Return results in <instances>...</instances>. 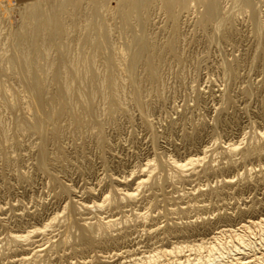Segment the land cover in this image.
I'll return each instance as SVG.
<instances>
[{
    "label": "rangeland",
    "instance_id": "1",
    "mask_svg": "<svg viewBox=\"0 0 264 264\" xmlns=\"http://www.w3.org/2000/svg\"><path fill=\"white\" fill-rule=\"evenodd\" d=\"M2 1H9L10 13L0 19V264H18L25 252L28 259L19 264H185L187 256L194 264L198 252L188 247L264 218V0L246 10L240 0H221L216 23L206 28L198 20L202 6L179 10L173 24L153 2L145 19L127 25L118 0L108 1V12L89 11L84 0L63 16L57 41L37 47L28 42L22 10L53 0ZM91 22L105 33L86 35ZM13 29L24 41L9 37ZM19 41L25 56L16 60L26 64L15 66L10 60ZM145 42L155 46V81L145 76V57L135 59ZM21 66L36 81H20ZM111 74L120 86L114 110L99 90ZM66 78L73 101L58 116L55 98ZM36 84L35 126H45L43 133L27 128ZM79 90L92 99L85 102ZM51 121L59 134L50 131ZM22 122L25 132L18 129ZM196 158L183 173L166 163ZM107 218L112 227L90 230ZM12 234L27 238L13 241ZM172 247L181 252L146 259ZM261 248L232 256L252 264L264 257ZM228 261L221 263L234 262Z\"/></svg>",
    "mask_w": 264,
    "mask_h": 264
},
{
    "label": "bare ground",
    "instance_id": "2",
    "mask_svg": "<svg viewBox=\"0 0 264 264\" xmlns=\"http://www.w3.org/2000/svg\"><path fill=\"white\" fill-rule=\"evenodd\" d=\"M84 0H53L51 3H44V4H41V3H35V4H30L26 7L23 8L22 10V13H21V21L24 22V26L27 25V29H26V33H27V39H29L30 41H28L29 43H31V41H35V46L37 47V44L38 45H41L42 46V43L40 42H44L45 40L49 41L50 44L54 41L52 40H55L56 37L59 33V35H61V31L64 28V23H63V16L68 14V15H72L73 11L78 7H81L82 3H83ZM88 4L91 5V9L89 11H97V8L99 9H105L107 12H108V7H107V4H108V1L109 0H86ZM119 3H118V13L122 16V19L123 22L125 23H128L127 25H130L133 21L135 22V20L139 21L140 19H145L146 17V14L147 12L150 10V6L153 2H157L158 3V6L161 7L163 9V12H164V15L170 20L171 23L173 24H176V21L178 19V11L179 10H186L192 5V8H193V5H197V6H202L203 8V11L201 12V15H200V19L199 20V25L202 27V28H206L207 26H209L217 17H219V10H220V5H221V0H118ZM241 1V4L243 5V8H249L250 6L253 7V0H240ZM4 1H0V19H2V17L4 18L7 13H10V11L8 12V9H7V3H9V1H7L6 3V6H2ZM90 2V3H89ZM10 6V5H9ZM93 6V7H92ZM9 8V7H8ZM90 8V6H89ZM93 8V10H92ZM11 9V8H9ZM98 9V10H99ZM250 9V8H249ZM246 10V9H245ZM51 11H54V13H50ZM102 11V10H101ZM93 12H90L91 14H93ZM100 12V10H99ZM251 13V12H250ZM95 14V13H94ZM67 15V17H69ZM88 15V13H87ZM87 15L85 16V18L87 17ZM90 15V14H89ZM88 15V16H89ZM96 15V14H95ZM98 12H97V17H98ZM221 17V16H220ZM222 17H224L222 15ZM229 18V17H228ZM5 19V18H4ZM66 19V18H65ZM88 19V18H87ZM218 19V18H217ZM234 19V18H233ZM140 20V21H141ZM221 20V19H220ZM223 20V19H222ZM221 20V21H222ZM3 21V19H2ZM132 21V22H131ZM136 21V22H137ZM65 22V21H64ZM133 22V23H134ZM219 22V21H217ZM228 22V21H227ZM124 23V24H125ZM130 23V24H129ZM215 23H216V20H215ZM221 23V22H220ZM91 24H93L92 22L91 23H88V26L89 28H87L88 31H86V35H90V33L95 30L99 33H105V29L104 27L99 24V23H95L96 25H98L96 28H94ZM214 24V23H213ZM225 27V26H224ZM264 30V29H263ZM64 31V30H63ZM261 31V30H260ZM66 33V32H65ZM64 33V34H65ZM8 35L9 37H12L13 40H20V41H24V39L22 38L21 36V33L19 30H12L11 32L9 31L8 32ZM58 35V36H59ZM24 37V36H23ZM55 37V39H54ZM87 37V36H86ZM91 37V36H89ZM41 38V39H40ZM8 39V38H7ZM86 39V38H85ZM94 39V38H93ZM10 40V38L8 39ZM95 40V39H94ZM12 41V40H11ZM20 41L18 42L19 45H17V48L14 49V53L12 55V57H17L15 58V60L13 59L10 60L13 64H18V65H25L26 63L25 62H22V61H17L16 59H18L19 55H23L25 56V53H23V45L20 44ZM40 41V42H39ZM45 41V42H47ZM57 40H55L56 42ZM8 42V41H7ZM13 42V41H12ZM27 42V43H28ZM54 42V43H55ZM9 44V42H8ZM13 44V43H12ZM11 44V46H12ZM25 44V43H24ZM53 44V43H52ZM59 44V42H58ZM10 45V44H9ZM60 45V44H59ZM14 46V45H13ZM19 46V47H18ZM25 46V45H24ZM55 47L57 48V44H55ZM62 47V45L60 46ZM58 46V48H60ZM15 48V47H14ZM155 48L154 44H150V43H143L141 45V50H140V53L138 54V56L135 58V59H138V58H141V57H145V61L144 62H141L142 64H144V66L146 68H144L145 70V76L148 78L149 81H155L156 80V71L155 69L152 67L153 66V57L157 56L155 53L152 52V49ZM157 48V47H156ZM172 47L170 44L164 46L163 50H170ZM42 50V48H40ZM36 51H38V49L36 48L35 49ZM27 51V50H26ZM44 51V50H43ZM94 52V51H93ZM33 53V52H32ZM160 53V51H159ZM12 54V52H11ZM10 54V55H11ZM41 54V53H40ZM39 54V55H40ZM123 54V53H122ZM158 54V52H157ZM159 56V55H158ZM8 58L10 59V57L8 56ZM21 58V56H20ZM24 58V57H23ZM27 58V56L25 57V59ZM28 59V58H27ZM121 59V58H120ZM8 60V59H7ZM141 60V59H140ZM25 61V60H24ZM10 62V63H11ZM74 62V61H73ZM72 62V64H73ZM9 63V61H8ZM9 63V64H10ZM78 64V63H77ZM107 65H113L114 63L111 61V60H108L106 62ZM12 65V64H10ZM17 65V67H18ZM76 65V64H74ZM75 72V69H73ZM18 71V74L20 75L19 76V80L20 81H23V82H27V81H34L35 78H30L28 79L27 76H28V71H26L25 68H23L21 66V68H18L17 69ZM55 72H58V70H53ZM112 71V70H111ZM111 71H108V72H111ZM66 72V71H65ZM64 74V73H63ZM61 76V75H60ZM104 76V75H103ZM111 77H105L107 79H104V82L99 86V90L105 95L106 99L109 101V103L111 104L110 105V109L108 110H114L113 107H116L115 105L113 106V103L114 101L116 100V97H117V94L119 92V89H120V86L115 83V78H113L112 74L110 75ZM63 78V77H62ZM74 80V79H73ZM36 81V80H35ZM38 81V80H37ZM63 81H66L67 83L66 84H63L61 85L59 88L63 91V95L59 92V96L57 98H55L56 102H55V106H54V109H55V113L54 114H57L58 116H63L65 114H67V111L68 109L70 108L71 106V100H70V97L72 95V90L74 87H72L73 85L68 82L72 81V79H64ZM79 81V80H78ZM35 84V83H34ZM34 86V85H33ZM80 86V85H79ZM79 89V87H77ZM85 88V87H84ZM87 88V87H86ZM85 88V89H86ZM84 89V90H85ZM98 89V88H97ZM43 90V89H42ZM58 90V89H57ZM88 90V89H87ZM93 90V89H92ZM95 90V89H94ZM93 90V91H94ZM40 91H41V86L40 84H36V86L32 87V92L31 93V107L33 109V116H34V120H33V123L31 125H27L28 129L30 131H32V133H35V128H37L36 131L38 132H42L43 128H45L44 124H42L44 127H36L35 126V116L38 118L40 115H41V112L39 111V108L41 106V98H40ZM86 91V90H85ZM75 93V92H74ZM86 93V92H85ZM82 90H79V94H80V97L85 101V102H89V100L92 99V94L88 95V94H85ZM78 95V94H77ZM77 95H74L77 96ZM52 101V100H50ZM73 101V100H72ZM79 102V101H78ZM81 102V101H80ZM82 103V102H81ZM83 104V103H82ZM30 105V104H29ZM113 106V107H112ZM119 109V108H118ZM71 111V110H70ZM110 112V111H109ZM74 114V113H73ZM43 116H48L47 114ZM50 116V115H49ZM55 116V115H54ZM75 116V115H73ZM72 116V117H73ZM52 117V116H51ZM71 117V118H72ZM50 118V117H49ZM76 120H78V117H75ZM52 119V118H51ZM50 120V119H49ZM47 121V120H46ZM74 121V120H73ZM31 122V121H29ZM53 122V121H51ZM81 122V121H80ZM26 122H22L18 125V129L20 131H23L25 132L26 129L24 127ZM2 124V123H1ZM56 123L53 122V123H50V126H52V129L50 128V131L52 132L53 135L55 134H59L60 132V129L59 127L57 126V124L55 125ZM41 126V123L39 124ZM46 131V130H45ZM48 131V130H47ZM47 133V132H46ZM233 146V145H232ZM234 150V147L233 149ZM203 153V152H202ZM167 164H170L174 169L176 170H180L182 171L184 168H186L187 166L189 165H193L194 163H197L199 162V159L196 158V160H188V163L184 162L185 164H181L179 162H175L173 160L170 159V161L166 160ZM201 161V160H200ZM146 168H148V164L145 165ZM150 167V166H149ZM151 168V167H150ZM145 171V170H144ZM147 171V170H146ZM177 171V172H178ZM179 171V173H181ZM183 173V171H182ZM143 174V173H141ZM182 175V174H180ZM147 177H148V173L142 177V178H137L139 182H137V186L143 184L146 180H147ZM119 192V191H118ZM121 192V191H120ZM119 192V194H120ZM123 196L127 199H132L133 196H134V193L132 192H124L122 194H120V196ZM106 197V196H105ZM107 198V197H106ZM103 200V202L106 203V201H108V199ZM135 199V198H134ZM124 200V199H123ZM101 203V202H100ZM99 203V204H100ZM95 203H93V207L95 206L94 205ZM97 204V206L99 205ZM88 204H86L85 209H91L89 206H87ZM92 205H90L92 207ZM106 205V204H105ZM96 206V207H97ZM100 207H102L101 205H99ZM101 209V208H100ZM139 215V214H138ZM145 215V214H144ZM137 216V215H136ZM259 218V217H258ZM108 219V218H107ZM91 220V219H90ZM93 221V220H92ZM100 221V220H99ZM115 221H113L112 219H108V220H105V221H101V223L97 224V225H93L94 227L92 229H90L91 231L93 229H97V230H102V229H107L109 227H112V225H114ZM85 225V224H84ZM47 226V225H46ZM49 227V226H47ZM86 227V226H85ZM91 226H89L90 228ZM51 228V227H50ZM87 228V227H86ZM89 228H87L89 230ZM96 231V230H95ZM258 231L259 232V236L257 237L256 234L254 235V232ZM90 231H88L89 233ZM87 233V232H85ZM218 234L215 235L213 238H210V242L209 243H202L201 244H198L196 246H191V247H188L190 248V250H193V251H197L198 254L194 258H192V260L194 259L196 263L194 264H201L202 262L206 263H209V264H222L221 262L224 263V260H233L234 262L231 263V264H245V263H242L240 260L243 259V258H238L237 256L236 257H233L232 255L234 254H238L239 252L241 251H244L247 249H255V250H259L258 248H261V249H264V218H261V219H258L257 221L255 222H247V224H242V226H239L238 229H225V230H220V232H217ZM227 233V234H226ZM28 234V233H27ZM90 234V233H89ZM26 235V234H25ZM23 236V235H13L11 236L12 240L13 241H19V240H25L27 238V236ZM82 235V234H81ZM256 236V238H253L254 236ZM89 236V235H88ZM86 234L82 237H84L83 239H86L85 237H88ZM99 236V235H98ZM222 236H224V239H222ZM91 238V236H90ZM89 239V237H88ZM87 241V239L85 240ZM92 241V240H91ZM200 243V242H199ZM204 244H206L207 246L204 247ZM41 247V246H40ZM183 247V246H182ZM181 247V248H182ZM187 247V246H186ZM180 247H175L172 249H170L169 251L167 250H164V251H161L159 253H157V255L155 253H153V256L150 257L147 256L146 259L149 261L151 260H156L157 258L159 259V255L162 256H168V255H171L173 253H180L181 252V249ZM247 248V249H246ZM23 249V248H22ZM202 249H205V255L202 256L199 254V250H202ZM183 250V249H182ZM185 250V249H184ZM188 250V249H187ZM25 251V250H24ZM204 251V250H203ZM259 252V251H258ZM264 252V251H263ZM23 253V252H22ZM33 253H36V252H33ZM203 252H201L202 254ZM245 253V252H244ZM249 254L250 251L248 252ZM253 253V252H252ZM261 253V252H260ZM28 254V252H25L23 254H21L22 256H20L21 258H18L19 260L17 261L18 264L27 260L28 257H26L25 255ZM177 254V255H178ZM246 254V253H245ZM244 254V255H245ZM247 254V255H249ZM254 254V253H253ZM20 255V254H19ZM148 255V254H147ZM155 255V256H154ZM243 255V254H242ZM233 258H236V259H232ZM190 256H187L184 260V263L187 264L189 263V258ZM253 257H256V254L253 256ZM258 257V256H257ZM137 258V257H136ZM175 258V257H174ZM145 259V260H146ZM191 259V257H190ZM183 260V259H181ZM204 260V261H202ZM239 260V261H238ZM29 261V260H28ZM104 261V260H103ZM149 261V263H150ZM176 261L178 264H181L179 263V260L176 259L174 260ZM201 261V262H200ZM228 261V262H230ZM249 261V260H248ZM254 261V262H253ZM252 261V264H264V257L262 256H259L258 258H256V260H253ZM133 262V261H132ZM245 262V261H244ZM206 263V264H207ZM138 264V263H137ZM143 264V263H142ZM146 264V263H145ZM183 264V263H182ZM190 264V263H189ZM225 264H227L225 262ZM247 264V262H246Z\"/></svg>",
    "mask_w": 264,
    "mask_h": 264
},
{
    "label": "crops",
    "instance_id": "3",
    "mask_svg": "<svg viewBox=\"0 0 264 264\" xmlns=\"http://www.w3.org/2000/svg\"><path fill=\"white\" fill-rule=\"evenodd\" d=\"M17 2H20V3H24V2H29V1H33V0H16Z\"/></svg>",
    "mask_w": 264,
    "mask_h": 264
}]
</instances>
